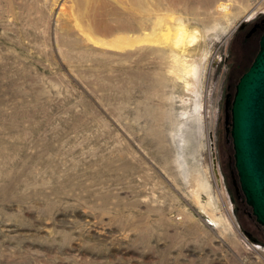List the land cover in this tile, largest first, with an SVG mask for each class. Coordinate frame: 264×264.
<instances>
[{"label":"rangeland","instance_id":"374dc122","mask_svg":"<svg viewBox=\"0 0 264 264\" xmlns=\"http://www.w3.org/2000/svg\"><path fill=\"white\" fill-rule=\"evenodd\" d=\"M263 13L264 0H0V264H264L214 136L226 45ZM166 14L195 38L119 39Z\"/></svg>","mask_w":264,"mask_h":264},{"label":"water","instance_id":"95a60500","mask_svg":"<svg viewBox=\"0 0 264 264\" xmlns=\"http://www.w3.org/2000/svg\"><path fill=\"white\" fill-rule=\"evenodd\" d=\"M234 167L245 203L264 232V32L230 107Z\"/></svg>","mask_w":264,"mask_h":264},{"label":"flooded vegetation","instance_id":"af4514ba","mask_svg":"<svg viewBox=\"0 0 264 264\" xmlns=\"http://www.w3.org/2000/svg\"><path fill=\"white\" fill-rule=\"evenodd\" d=\"M264 32V13L241 23L231 34L223 56L224 76L220 112L215 129V142L219 161V172L235 202V213L238 216L252 220L253 216L247 208L244 196L239 186L238 176L234 167L232 137L230 134V107L240 75L245 72L254 59L259 40ZM241 220L242 217H241ZM244 231L248 232L243 221ZM249 233V232H248ZM250 234V233H249Z\"/></svg>","mask_w":264,"mask_h":264},{"label":"bare ground","instance_id":"6f19581e","mask_svg":"<svg viewBox=\"0 0 264 264\" xmlns=\"http://www.w3.org/2000/svg\"><path fill=\"white\" fill-rule=\"evenodd\" d=\"M228 4L227 3H219L217 6V10L219 13H222V14H225L227 12V9H228ZM156 6V5H155ZM154 13V12H152ZM164 13V12H163ZM157 14V13H156ZM169 14V13H167ZM166 14V15H167ZM173 14V13H172ZM172 14H170L171 16L167 15L168 18H165L164 16H161L159 17L158 15L156 16V19H154L153 21V24H156L157 26L155 25H152V27L150 28L149 31H146L143 33V35H140L139 36H134V37H128V35H122L120 36V40L122 42H124V44H127L129 46H131L130 44L137 38H139V41H142L144 40L145 42L147 43H157V42H161V43H167L168 45H175L177 47V45H180L181 46V43L185 44V42H189L191 41L193 38H195L196 36V33L194 32H190V30L188 31V29H186L185 25H183L181 22L177 21V20H173V18L175 17V14L174 16H172ZM153 18V17H152ZM155 18V16H154ZM134 26H128V27H125L126 29H133ZM147 27V26H146ZM116 38V37H114ZM113 38V39H114ZM138 41V42H139ZM97 42V41H96ZM98 42L102 43L103 44V41L102 40H98ZM107 42H110V41H107ZM137 42V41H136ZM144 43V42H143ZM122 44V43H121ZM121 44H118L119 46ZM136 44V43H135ZM134 44V45H135ZM139 44V43H138ZM188 44V43H187ZM139 45H142V44H139ZM186 45V44H185ZM173 48V47H172ZM178 52V51H177ZM182 52V50H181ZM178 54H180L178 52ZM177 56V55H176ZM178 57H176L177 59ZM183 59V58H182ZM178 60V59H177ZM176 60V61H177ZM181 60V59H180ZM182 61V60H181ZM188 61V60H187ZM185 59L183 62H180V66H185L186 62H187ZM1 63V62H0ZM173 63V62H172ZM2 66V64H0ZM4 65V64H3ZM178 65V66H179ZM181 66V67H182ZM0 70H3L4 72V69L0 68ZM2 73V72H1ZM3 74V73H2Z\"/></svg>","mask_w":264,"mask_h":264},{"label":"trees","instance_id":"16d2710c","mask_svg":"<svg viewBox=\"0 0 264 264\" xmlns=\"http://www.w3.org/2000/svg\"><path fill=\"white\" fill-rule=\"evenodd\" d=\"M263 238H264V233H263Z\"/></svg>","mask_w":264,"mask_h":264}]
</instances>
